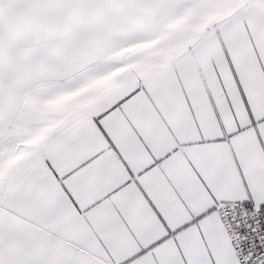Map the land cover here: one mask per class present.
Returning <instances> with one entry per match:
<instances>
[{
	"label": "snow or ice",
	"instance_id": "obj_1",
	"mask_svg": "<svg viewBox=\"0 0 264 264\" xmlns=\"http://www.w3.org/2000/svg\"><path fill=\"white\" fill-rule=\"evenodd\" d=\"M0 264H264V0H0Z\"/></svg>",
	"mask_w": 264,
	"mask_h": 264
}]
</instances>
